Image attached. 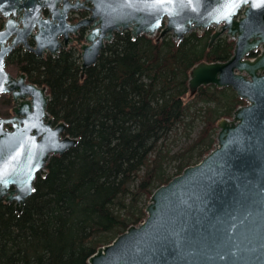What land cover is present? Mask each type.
<instances>
[{"label": "water", "instance_id": "95a60500", "mask_svg": "<svg viewBox=\"0 0 264 264\" xmlns=\"http://www.w3.org/2000/svg\"><path fill=\"white\" fill-rule=\"evenodd\" d=\"M91 2L93 6L87 7ZM63 3L62 8L59 5ZM0 0L9 19L0 30V95L11 93L17 104L9 119L0 117V201L15 202L18 213L46 175L53 155L79 143L63 136L64 121L54 124L47 112V87L28 83L24 73L13 77L6 57L18 47L37 56H57L80 29L88 27L81 46L82 73L96 64L115 32L131 30L133 38L172 33L181 41L193 29L221 26L211 47L227 32L236 39L227 61L201 62L190 71L191 96L201 87H231L248 101L232 120L218 123V143L199 164L187 167L159 187L146 208L147 218L132 225L111 244L102 246L89 264H264V2L240 0ZM44 8L50 15H42ZM91 15L68 23L71 10ZM227 15V18H225ZM18 17V18H17ZM59 36H64L63 41ZM35 41V46L29 38ZM262 48L255 59L246 58ZM10 124L11 130L5 129Z\"/></svg>", "mask_w": 264, "mask_h": 264}, {"label": "trees", "instance_id": "16d2710c", "mask_svg": "<svg viewBox=\"0 0 264 264\" xmlns=\"http://www.w3.org/2000/svg\"><path fill=\"white\" fill-rule=\"evenodd\" d=\"M212 34L210 28L157 41L116 33L84 77L72 48L55 57L23 47L9 54L6 63L48 88L47 111L79 143L51 157L21 213L14 202L0 201V264H89L99 247L147 217L152 194L171 180L166 170L173 160L180 162L178 175L195 156L209 154L218 122L246 104L231 88L214 85L184 101L195 65L233 55L235 42L219 38L210 47ZM198 118L204 127L185 150L190 156L171 153L179 129L189 133Z\"/></svg>", "mask_w": 264, "mask_h": 264}, {"label": "rangeland", "instance_id": "374dc122", "mask_svg": "<svg viewBox=\"0 0 264 264\" xmlns=\"http://www.w3.org/2000/svg\"><path fill=\"white\" fill-rule=\"evenodd\" d=\"M81 1L82 2H85L86 0H81ZM86 6L87 7H91L92 5H91L90 2H88V3H86ZM43 13H44L45 16L48 15V12L46 10H44ZM89 14H90V11L87 8H85L83 10L75 11V12L73 11L69 15L70 16L69 19H71L72 22H78L79 20H81L83 18V15H89ZM5 21H6V18L0 15V25L2 23H4ZM217 29H218L217 26H214L213 28H211V30L213 31V33ZM206 30L207 29H202V30L193 29L189 33L196 32L199 35H202L204 33V31H206ZM126 31H130V30H126ZM88 33H89V30H88V27H86V28L80 29L79 30V33L77 35L70 34V36L73 37V41L69 44L68 48H64V49L72 48L73 50H75L77 52L78 55H81V46L86 43L85 37H86V35ZM116 33H119V32H115V34ZM159 35L160 34L157 33L156 35H154L152 37H159ZM169 36L170 37H173L172 36V33L167 34L165 37H169ZM78 37H82V38L79 39ZM219 38L225 39L229 43L234 41V39H231L230 36H228L226 33L220 35ZM47 54H48V52L45 53L43 56H45ZM6 69L8 70V72L13 77H17L21 73V72L18 71V69L16 68V66L11 65V64H8V63H6ZM231 92L234 93V94H236L235 91H232L231 90ZM236 96H237V94H236ZM193 98H194V96H191L190 94H188L186 96V98L184 99V101H185V103H189V102L192 101ZM237 98H239V97L237 96ZM239 99H241V98H239ZM246 103L248 104V101L247 100H246ZM15 106H16V104H15L14 99H13V97H12L11 94H3V95H1L0 96V117L3 118V119H9V118L15 116V113L13 112V108ZM198 106H202V103H200ZM192 111L194 112V114L199 113V111L196 110V109H192ZM233 115H232V117H233ZM232 117H230V118H223V119H231ZM189 120H190V118H189ZM5 127L7 129H11V127H10L9 124L6 125ZM203 127H204V122L200 118H198V119L195 120L194 125H193L192 129H190L189 133H186L185 134L184 133V129H182V128L179 129L178 138L176 140H173V141L170 140L171 142L169 143V148L172 149V152L171 153H174V152L179 151V153H183L185 155V157H189L190 156V153L188 151L186 152L185 150L190 146V143L192 141H194L199 136V133L203 129ZM218 131L219 130L217 128V130H216V133L217 134L214 135L216 144H217ZM198 161H199L198 157L195 156L193 158V160H192V164H190L189 166H193ZM179 166H180V162L178 163L177 161H174V160L168 165L167 170H166V173H167L168 178H173V177L176 176V174L178 172ZM149 202H150V200L147 202V206L149 205ZM144 203H145V201H144Z\"/></svg>", "mask_w": 264, "mask_h": 264}, {"label": "snow or ice", "instance_id": "6c2138e0", "mask_svg": "<svg viewBox=\"0 0 264 264\" xmlns=\"http://www.w3.org/2000/svg\"><path fill=\"white\" fill-rule=\"evenodd\" d=\"M239 2H240V0H229V3H228L227 6L229 8H231L233 4H237L238 5ZM262 2H264V0H262ZM225 18H227V15H225ZM0 63H2V62H0ZM0 90H2V89H0Z\"/></svg>", "mask_w": 264, "mask_h": 264}, {"label": "bare ground", "instance_id": "6f19581e", "mask_svg": "<svg viewBox=\"0 0 264 264\" xmlns=\"http://www.w3.org/2000/svg\"><path fill=\"white\" fill-rule=\"evenodd\" d=\"M261 50H262V48L260 47V48H259V52H261Z\"/></svg>", "mask_w": 264, "mask_h": 264}, {"label": "flooded vegetation", "instance_id": "af4514ba", "mask_svg": "<svg viewBox=\"0 0 264 264\" xmlns=\"http://www.w3.org/2000/svg\"><path fill=\"white\" fill-rule=\"evenodd\" d=\"M70 1H73V2H75L74 0H70Z\"/></svg>", "mask_w": 264, "mask_h": 264}]
</instances>
